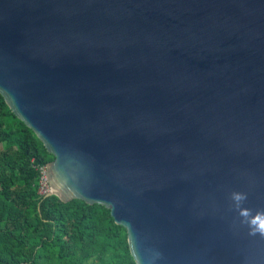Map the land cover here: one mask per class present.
Masks as SVG:
<instances>
[{"label": "water", "instance_id": "1", "mask_svg": "<svg viewBox=\"0 0 264 264\" xmlns=\"http://www.w3.org/2000/svg\"><path fill=\"white\" fill-rule=\"evenodd\" d=\"M0 92L136 264H264V0H0Z\"/></svg>", "mask_w": 264, "mask_h": 264}, {"label": "trees", "instance_id": "2", "mask_svg": "<svg viewBox=\"0 0 264 264\" xmlns=\"http://www.w3.org/2000/svg\"><path fill=\"white\" fill-rule=\"evenodd\" d=\"M52 160L0 92V264H136L110 210L40 194Z\"/></svg>", "mask_w": 264, "mask_h": 264}, {"label": "clouds", "instance_id": "3", "mask_svg": "<svg viewBox=\"0 0 264 264\" xmlns=\"http://www.w3.org/2000/svg\"><path fill=\"white\" fill-rule=\"evenodd\" d=\"M246 199V193H232V200L237 207H239ZM240 216L244 218L242 223H246L248 225L251 235L260 234L264 236V212H257L255 216H253L250 209L240 208Z\"/></svg>", "mask_w": 264, "mask_h": 264}, {"label": "built area", "instance_id": "4", "mask_svg": "<svg viewBox=\"0 0 264 264\" xmlns=\"http://www.w3.org/2000/svg\"><path fill=\"white\" fill-rule=\"evenodd\" d=\"M40 170H41V188L39 192L41 195H47V193H49L51 190L47 180V166L42 167Z\"/></svg>", "mask_w": 264, "mask_h": 264}]
</instances>
